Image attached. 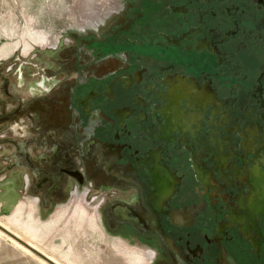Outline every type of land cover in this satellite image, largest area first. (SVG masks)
I'll list each match as a JSON object with an SVG mask.
<instances>
[{
	"label": "flooded vegetation",
	"instance_id": "af4514ba",
	"mask_svg": "<svg viewBox=\"0 0 264 264\" xmlns=\"http://www.w3.org/2000/svg\"><path fill=\"white\" fill-rule=\"evenodd\" d=\"M70 43L0 63L2 202L82 193L149 264H264V0H121Z\"/></svg>",
	"mask_w": 264,
	"mask_h": 264
},
{
	"label": "rangeland",
	"instance_id": "374dc122",
	"mask_svg": "<svg viewBox=\"0 0 264 264\" xmlns=\"http://www.w3.org/2000/svg\"><path fill=\"white\" fill-rule=\"evenodd\" d=\"M120 5L121 0H0V63L7 65L12 54L46 53L51 76L74 37L94 34ZM7 187L0 184V225L57 264H149L146 249L107 237L82 193L37 220L31 202H2ZM0 264L45 263L0 233Z\"/></svg>",
	"mask_w": 264,
	"mask_h": 264
},
{
	"label": "water",
	"instance_id": "95a60500",
	"mask_svg": "<svg viewBox=\"0 0 264 264\" xmlns=\"http://www.w3.org/2000/svg\"><path fill=\"white\" fill-rule=\"evenodd\" d=\"M0 233L7 237L9 240L15 242L19 246L23 247L26 251H28L30 254H32L37 259L41 260L45 264H56L52 260H50L46 255L39 252L38 250L32 248L29 244L22 241L19 237H17L15 234H13L11 231L5 229L0 225Z\"/></svg>",
	"mask_w": 264,
	"mask_h": 264
},
{
	"label": "bare ground",
	"instance_id": "6f19581e",
	"mask_svg": "<svg viewBox=\"0 0 264 264\" xmlns=\"http://www.w3.org/2000/svg\"><path fill=\"white\" fill-rule=\"evenodd\" d=\"M2 226V225H1ZM3 227V226H2ZM5 228V227H4ZM6 229V228H5ZM8 230V229H7ZM18 237V236H17ZM20 238V237H19ZM22 240V239H21ZM22 241H24V240H22ZM25 242V241H24ZM31 246V245H30ZM32 247V246H31ZM23 248V247H22ZM32 248H34V247H32ZM35 249V248H34ZM37 250V249H36ZM39 251V250H38ZM40 252V251H39ZM42 253V252H41ZM48 257V256H47ZM49 258V257H48ZM50 259V258H49ZM51 260V259H50ZM53 261V260H52ZM54 262V261H53ZM54 263H56V262H54ZM57 264V263H56Z\"/></svg>",
	"mask_w": 264,
	"mask_h": 264
}]
</instances>
